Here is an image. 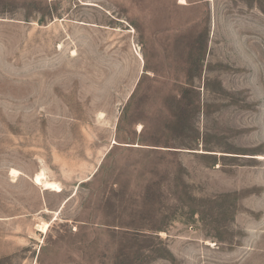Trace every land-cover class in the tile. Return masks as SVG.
Segmentation results:
<instances>
[{
    "label": "rangeland",
    "instance_id": "1",
    "mask_svg": "<svg viewBox=\"0 0 264 264\" xmlns=\"http://www.w3.org/2000/svg\"><path fill=\"white\" fill-rule=\"evenodd\" d=\"M0 264H264V0H0Z\"/></svg>",
    "mask_w": 264,
    "mask_h": 264
},
{
    "label": "bare ground",
    "instance_id": "2",
    "mask_svg": "<svg viewBox=\"0 0 264 264\" xmlns=\"http://www.w3.org/2000/svg\"><path fill=\"white\" fill-rule=\"evenodd\" d=\"M18 174H19V172L15 171V170L12 171V175L17 176ZM43 187L46 190L56 191V185L53 183H50L47 180H44ZM39 228L43 233H46L48 231V229L50 228V223H45L42 226H39Z\"/></svg>",
    "mask_w": 264,
    "mask_h": 264
}]
</instances>
